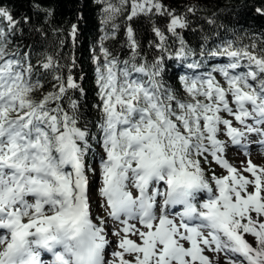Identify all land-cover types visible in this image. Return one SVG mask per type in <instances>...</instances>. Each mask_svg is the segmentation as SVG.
I'll list each match as a JSON object with an SVG mask.
<instances>
[{"label":"snow or ice","instance_id":"6c2138e0","mask_svg":"<svg viewBox=\"0 0 264 264\" xmlns=\"http://www.w3.org/2000/svg\"><path fill=\"white\" fill-rule=\"evenodd\" d=\"M92 2L104 13L102 25L122 11L128 21L167 17L180 47L164 55L168 37L153 22L161 54L137 63L129 24L132 55L120 60L103 44L116 35L112 25L100 54L92 50L99 113L93 135L69 95H84L82 77L71 75L75 58L69 74H54L53 90L41 92L30 53L9 49L21 21L0 6V264H264V166L251 159L253 145L264 149V55L230 41L209 50L228 62L181 75V95L164 74L167 59L195 56L177 32L188 27L185 15L163 0ZM33 7L54 12L39 0ZM253 11L264 17V0ZM70 35L75 44L77 24ZM39 67L60 65L46 56ZM184 67L204 64L193 59ZM229 147L246 157L243 167L228 161Z\"/></svg>","mask_w":264,"mask_h":264},{"label":"trees","instance_id":"16d2710c","mask_svg":"<svg viewBox=\"0 0 264 264\" xmlns=\"http://www.w3.org/2000/svg\"><path fill=\"white\" fill-rule=\"evenodd\" d=\"M36 0H0V6L12 12L15 19L20 20L19 31L11 37L9 49L11 52L30 53L31 61L37 68L34 71L33 79H40L43 83L41 92L52 91V79L54 74L66 77L69 74V65L75 58V67L71 68V75L78 79L84 89L81 96L76 90H69L73 99H78L80 111L83 114L80 125L87 123L89 132L96 134L95 121L99 119L98 111L93 107L98 102L96 72L92 58V50L99 53V43L105 33L115 29V37L103 41L113 56L120 60H128L132 53L126 46L125 29L131 25L139 43L137 63L143 59L150 63L161 52L155 47L158 38L152 31L153 22L165 32L168 39L166 45L169 53L173 54L180 47L179 41L167 31L168 18L153 16L151 18L143 15L128 21V12L122 11L115 15L108 24H101L104 15L100 5L92 0H39L42 8H52L51 16L33 7ZM120 6V0H111ZM260 0H163L169 8L175 10L177 15H185L188 27L177 29L185 42L187 49H191L194 57L185 61L167 59L165 62L164 79L169 87L177 90L183 95L182 85L179 77L185 75L183 72L185 64L194 60L204 64L203 71H211L212 68L225 60L213 58L207 55L209 50L231 42L235 48L248 47L257 55H264V17L257 15L253 8ZM87 3V7H85ZM195 9V13L188 12V8ZM130 9V4L124 6ZM29 16V23H23V17ZM78 17H82L78 19ZM211 21V22H210ZM73 24L78 26V38L73 43L70 32ZM255 44V49L251 45ZM203 51L205 55L201 57ZM46 56H52L60 67L58 69L44 71L39 67V62L44 61ZM39 98L40 93L35 94ZM66 106L67 101L63 102ZM94 148L96 142L92 141Z\"/></svg>","mask_w":264,"mask_h":264},{"label":"rangeland","instance_id":"374dc122","mask_svg":"<svg viewBox=\"0 0 264 264\" xmlns=\"http://www.w3.org/2000/svg\"><path fill=\"white\" fill-rule=\"evenodd\" d=\"M221 137L223 138V139H225L226 137H224L223 135H221ZM234 149V148H233ZM231 147L229 148V150H233ZM234 151H235V149H234ZM232 152V151H231ZM241 161H246V157H243V156H241V155H239V154H237L236 155ZM251 159H252V162L254 163V164H256V165H259V166H264V155L263 154H261V153H257L256 155H251ZM241 167H243V164H242V166H240V168ZM238 169H239V167H238ZM216 171L217 172H219V171H223L222 169H219V168H217L216 169ZM249 240H251V237H249L248 238ZM207 255H212V254H210V253H206Z\"/></svg>","mask_w":264,"mask_h":264},{"label":"bare ground","instance_id":"6f19581e","mask_svg":"<svg viewBox=\"0 0 264 264\" xmlns=\"http://www.w3.org/2000/svg\"><path fill=\"white\" fill-rule=\"evenodd\" d=\"M251 149H252V150H251V153H252V154H255V152L258 151V149L261 150V148H258L257 145H253ZM253 152H254V153H253ZM236 154H237V151H236L235 153H232V156H234V158H235V157H236ZM174 211H175V210H174Z\"/></svg>","mask_w":264,"mask_h":264}]
</instances>
